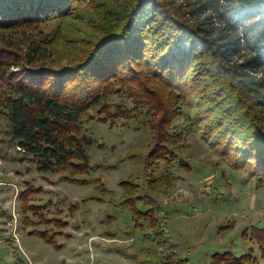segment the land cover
<instances>
[{
  "label": "trees",
  "instance_id": "trees-1",
  "mask_svg": "<svg viewBox=\"0 0 264 264\" xmlns=\"http://www.w3.org/2000/svg\"><path fill=\"white\" fill-rule=\"evenodd\" d=\"M81 24L82 37H65ZM63 39L72 42L64 63L53 59ZM1 119L19 161L69 185H94L101 197L108 190L93 174L116 166L91 163L89 148L104 144L84 125L147 131L145 149L130 156L137 176L119 182L117 208L131 212L141 233V264H189L166 234L158 205L178 180L175 169L190 172L179 157L187 136L197 133L217 163L264 190V0H0ZM23 184V224L54 226L28 235L57 247L67 222L48 217L50 201L31 203L42 190ZM242 237L264 258V228H246ZM256 259L250 250L225 252L211 264Z\"/></svg>",
  "mask_w": 264,
  "mask_h": 264
},
{
  "label": "rangeland",
  "instance_id": "rangeland-1",
  "mask_svg": "<svg viewBox=\"0 0 264 264\" xmlns=\"http://www.w3.org/2000/svg\"><path fill=\"white\" fill-rule=\"evenodd\" d=\"M70 25L73 28L74 21ZM56 27L52 24L45 30L51 32ZM83 28L81 24L65 37L76 41L82 37ZM72 42L59 41L53 59L64 63ZM0 124V264H141V233L134 228L131 212L119 210L117 203L122 195L120 180L137 176L130 156L145 149L150 138L147 131L109 129L94 121L84 125L98 144H104L103 148H89L91 163L116 166L93 174L108 190L101 197L94 185H69L57 180L56 175L37 172L27 161H19L18 148L4 134L6 121L1 119ZM186 142L188 147L179 157L187 162L190 172L176 168L178 180L158 196L160 216L178 256L189 264H211L214 254L229 252L239 257L250 250L257 258L256 264H264L257 244L242 237L246 228H264V190L256 191L244 173L230 169L225 162L217 163L197 133L187 136ZM24 181L42 190L32 196L31 203L43 205L50 201L48 217L67 222L61 229L63 234L54 239L57 247L28 235L32 230L54 226L34 229L23 224L18 193L24 190ZM85 199L89 200L81 204ZM75 202L80 203L79 207L71 211L69 206ZM138 208L146 209L141 205ZM108 217L113 221H107ZM106 232L118 238L110 239L104 236ZM129 232L132 238L128 239Z\"/></svg>",
  "mask_w": 264,
  "mask_h": 264
}]
</instances>
